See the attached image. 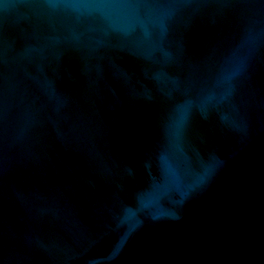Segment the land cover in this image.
Returning <instances> with one entry per match:
<instances>
[{
    "label": "water",
    "instance_id": "water-1",
    "mask_svg": "<svg viewBox=\"0 0 264 264\" xmlns=\"http://www.w3.org/2000/svg\"><path fill=\"white\" fill-rule=\"evenodd\" d=\"M0 264H264V0H0Z\"/></svg>",
    "mask_w": 264,
    "mask_h": 264
}]
</instances>
